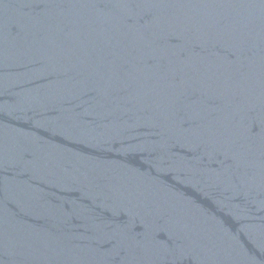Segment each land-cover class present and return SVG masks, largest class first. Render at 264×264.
<instances>
[{"label":"water","instance_id":"water-1","mask_svg":"<svg viewBox=\"0 0 264 264\" xmlns=\"http://www.w3.org/2000/svg\"><path fill=\"white\" fill-rule=\"evenodd\" d=\"M0 264H264V0H0Z\"/></svg>","mask_w":264,"mask_h":264}]
</instances>
